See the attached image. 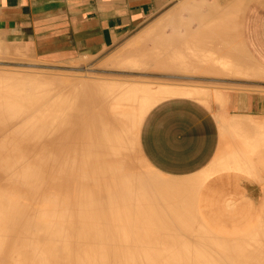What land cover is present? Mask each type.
<instances>
[{
	"label": "bare ground",
	"instance_id": "obj_1",
	"mask_svg": "<svg viewBox=\"0 0 264 264\" xmlns=\"http://www.w3.org/2000/svg\"><path fill=\"white\" fill-rule=\"evenodd\" d=\"M244 3L240 0L233 8L235 25ZM207 28L198 37L189 36L196 54L190 55L186 67L207 65L254 78V70L242 66L236 53L223 44H230L229 39L222 43L220 38L218 51L228 47L231 56L207 44L214 29ZM133 58L132 52L125 56L129 65L137 62ZM2 66L0 264H264V205L252 230L238 236L213 233L195 214L201 183L209 172L158 178L141 172L127 157L131 145L125 140L124 126L137 131L155 101L190 95L192 89L159 86L154 90L136 80H72L56 73L50 77L30 72L42 68L34 63H25L24 72L13 65ZM153 92H157L154 97ZM138 104L140 109L133 112ZM242 119L235 121L238 128L252 129ZM249 137L250 159L238 160L233 167L256 176L257 170L264 169L254 168L253 163H264V127L253 135L249 132ZM254 154L256 160L251 158Z\"/></svg>",
	"mask_w": 264,
	"mask_h": 264
},
{
	"label": "crops",
	"instance_id": "obj_2",
	"mask_svg": "<svg viewBox=\"0 0 264 264\" xmlns=\"http://www.w3.org/2000/svg\"><path fill=\"white\" fill-rule=\"evenodd\" d=\"M177 1L181 2L182 0H0V43H5L12 47H26L44 61H74L84 56H92L105 51L117 41L139 29L157 12L163 13L169 7L176 6L178 4ZM233 1L208 0V2H211L209 4L215 3L216 5H227L228 2H230L231 6L228 4L230 7L228 6V8L226 7L227 9L225 8V11H222L226 13L230 8L228 10L229 12H227L229 18L235 17L236 11L234 12V10H236V3L240 0ZM208 2L207 0H202V3L207 6ZM232 2L233 4L235 3V6ZM193 7L194 6H185V10L189 12L186 21L192 18H194V21L200 18L202 19L203 17L206 19V21L204 18L202 19L203 21L201 19L197 21L198 30L196 32L189 33L187 39L185 38L181 43L179 41L174 45V41L164 38L162 40L156 39V36L159 35L158 31L161 26L158 25V23L155 27L145 29L142 33V39L153 41V45L148 49L143 48V51L140 53L132 52V56L134 57L133 60L137 62L131 66L142 65L143 67H147L153 61L156 66L173 68L177 72L202 71L218 74H221V72L229 75L232 74L231 71L229 72L207 65L203 67H186V61L189 57L191 58L190 55L196 54L195 51L190 48L192 38L195 35L198 37L203 31L202 28L206 30L207 25H209L210 27L207 29H214H212L213 32H211L212 30H208L211 32L210 36L208 35L206 38L208 45L216 46L213 49L218 51L219 45H221L219 42H221V40L222 43L224 41L228 42L226 40L229 39L231 42H229L230 44H223L225 46L228 45L230 47L229 50L231 49V52L236 53L235 47L231 44L234 45V43H232L234 41L232 40L238 38L248 58L252 62L255 61L258 67L264 69V65L254 60L240 40L238 32L239 23L235 25V20H232V18L227 19L228 15L227 17L220 15L221 18H225L224 20L222 18L223 21H220V17H218V13H216L219 10L216 11L215 8L210 9L212 14L215 12V15L207 16V12L203 13V11ZM173 11L166 14L163 21L164 23H169L170 25L176 24V26L179 27L188 25L185 21L183 22L175 11ZM231 11L232 13H230ZM241 12L242 10L240 14ZM172 18L174 19L172 20ZM196 18L198 19L195 20ZM207 19H211L210 22ZM226 19L229 22L226 23ZM168 20L170 22H168ZM204 21L205 23H203ZM211 21L213 24L210 25L209 23H211ZM221 22L226 23V25H222ZM184 23L186 24L184 25ZM216 24L220 26L218 29ZM213 25L214 27H211ZM223 26H229L228 29H231V32H229L231 35L227 32V27L225 28L226 32L221 31L224 30ZM200 28L202 31H200ZM217 30L221 32H216ZM208 31L203 32V34H208ZM189 36L193 37L191 38ZM138 37H141V35ZM171 43L173 44L171 45ZM223 49H225L226 53L230 56L233 54L229 53L228 47ZM232 49L234 51H232ZM14 51L17 50L13 49V51L10 52L13 53ZM220 51L218 52L220 53ZM233 58L236 59L235 57ZM143 59L147 60L146 64L141 62ZM162 76L178 77L181 75L168 74ZM182 86L184 87V85ZM187 89H192L190 95H171L161 101L155 102L145 112L140 126H138L137 145L141 155L155 170L174 177L189 176L192 174L196 175L203 171L209 172L210 174L212 170L219 169L239 170L233 167L236 162L238 160L244 161L250 159L249 153H252L250 152V147H248V142H250L249 138H251L249 137V132L250 135H253V131H256L259 127H264V92L231 90L226 94V98L224 97L225 101L223 107L219 109L213 106H207L200 100L192 97L202 96L204 92L193 89L192 87H187ZM218 98L223 100L221 94H218ZM239 118L240 120L241 118H245L242 119V123H246V121L248 123L249 121L250 125L248 127L252 129L249 128L250 130H246L248 131L246 133V131L244 132L245 125L238 128L235 121ZM243 120H245V122ZM236 134H239V136L243 134L244 140L241 139L243 148H235L228 153L223 152L219 155L221 139H223V137H229V140H233L237 137ZM253 163L255 164L258 162ZM208 166L209 168H206ZM246 176L247 177L239 176L238 178H256L257 180L260 178L258 175L252 176L248 173ZM250 184L253 185L251 191H255L259 188L256 182H250ZM202 189L203 187L199 190L197 198L205 196L207 190L206 188H204V190ZM254 193L255 192H253V194ZM244 201L247 210H261L262 214L264 187H262V197L259 201H255L254 198ZM200 218L211 232L219 235L238 236L248 232L246 231L233 235L223 234L217 229L214 230V228L217 227L216 224L212 226L208 224L204 218ZM215 218L224 222L222 224L227 228L231 226L232 228L239 229L238 227L241 226V219L244 220V218L247 217L236 212L233 215ZM255 224L256 223H254V225Z\"/></svg>",
	"mask_w": 264,
	"mask_h": 264
},
{
	"label": "rangeland",
	"instance_id": "obj_3",
	"mask_svg": "<svg viewBox=\"0 0 264 264\" xmlns=\"http://www.w3.org/2000/svg\"><path fill=\"white\" fill-rule=\"evenodd\" d=\"M177 2L178 4L176 6L169 7L165 12L163 13L157 12L153 17L147 20L139 29L125 36L123 39L117 41L113 46L107 48L105 51H102L92 56H84L74 61H66V62L44 61L38 58L31 50L27 49L26 47H20V46L12 47L5 43H0V64L2 63L0 65V68L2 65L5 66L8 65V67L13 65L11 66L12 68L16 67L18 71L24 72L22 71L23 70L22 66H25V63L26 64L34 63L35 65H39L42 68L31 69L34 71H30V72L44 76H50V77L54 75L52 73H56L61 77L69 78L72 80L81 79L84 77H85L84 79L88 78L89 80L99 79L102 77L104 81L107 82L116 81V83H123V82L126 83L124 79L136 80L139 81L140 83L147 82L148 87H151L154 90L159 86L181 88L183 87L182 85H184L183 88L185 89H187V87H192L193 89H197L201 92H204L202 96H192L193 98L200 100L207 106H213L219 109L223 107L226 94L231 90L264 92V69L258 67L254 62H252L248 58L238 38H235L233 42L234 47H236L234 48L235 52L237 51L236 52L237 60L241 62L242 66L246 68H250V70H254V72L257 75L252 79H248V78L244 79V76L241 75L240 76L236 74L229 75L222 72L221 74L202 72V71H196V72L188 71L185 73L177 72L173 68H162L161 66H156V64L153 61L147 67H143L142 65H138V66L129 65L128 61L125 59V56L127 54L131 52L140 53L141 51H143V48L148 49L151 48L153 45L152 43L153 41L142 39L143 38L142 33L144 32L145 29L155 27V25L158 23V25L161 26L159 31L156 29L159 32V35L156 36V39L162 40L164 38L167 40H171L174 41L173 43L174 45H176L175 43L179 41L181 43L183 39L185 38L187 39L188 37L187 35L189 33L196 31L198 29L197 21H194L193 19L186 21L185 18H187L188 12L183 9L185 8L184 6H194L197 10L207 12L206 13L207 16L209 15L214 16L215 13L212 14V12H210V9H213L215 7L216 11L219 10L220 12H222L225 10H221V9L226 8L227 5L230 3L228 2L227 5H216L215 3H213L211 5L209 4L211 2H208L207 0L208 2V6H207L204 3H202V0H182L181 2L180 1ZM262 2H264V0H248V1L246 0V4L244 3L245 5H243V10L240 14L241 17L239 21L238 32H239V38L243 42L245 48H247L249 54L254 58V60L264 65V3ZM173 10L175 11L176 14L180 16V18L183 21H185L187 24L189 23L188 25L184 26V29L183 26L179 27L176 26V24L170 25L169 23L166 24L163 22L166 17V14ZM224 15L227 16V13H224ZM173 19L174 18H172V20ZM168 22L170 21L168 20ZM139 35H141V37H138ZM173 43H171V45ZM13 49L20 51L19 52L14 51L13 53L15 54H13L11 53ZM45 65L74 67V68H77V66L78 67L85 66V67H90L91 69H87V70L85 69L86 71L84 69L55 70L54 68L51 69L48 67H44ZM5 66H2V69ZM25 70H29V69H25ZM132 70L142 72V74L132 75V76L131 74H128L129 75L128 76L127 73H125L127 71L131 72ZM168 74H177L181 76L178 77L162 76ZM110 78L113 80L110 81ZM118 79L124 81L121 82ZM156 93L157 92H153V95L151 94V96L152 97H154V95L156 96ZM218 94H221L223 96V100L218 98ZM170 96L171 95L165 96L163 98L158 99L155 102L161 101L164 98ZM139 109L140 106L138 104L133 109V112L136 111L138 112ZM220 123H221V119H220ZM132 130L133 129L131 126H128L127 129L124 126V131L126 132L124 134L125 140L128 141L131 145L129 155H127V157L129 156V159L135 160V163H137L136 165L139 168V170L145 174H149L151 176L164 178V179H176L177 177L165 175L155 170L145 161L137 145L139 127L135 132H133ZM236 135L237 137H235L233 140L232 139L229 140V137H223V139H221L222 141H221L219 155L222 154L223 152L228 153L235 148H240V149L243 148L241 141V139H243V134H241L240 136L239 134ZM252 158L256 160L257 155L256 154L252 155ZM262 166H264V163L262 162L260 163L259 161L258 163H255L254 168L257 169L259 167L258 169H260V167ZM206 168H209V166ZM244 171L245 170H235V169L212 170V172L205 179V181L203 180L204 183H201L202 184L201 187H203L202 190L206 188L207 191L204 197L197 198V202L195 203V208H196L195 214L197 216L204 218V220L208 224H211L212 226L216 224L217 227L214 228V230L217 229L223 234L233 235V234L243 233L252 230L254 223L260 222L257 221L258 219L260 220L259 215L261 214V210H257V209L247 210L245 208L246 204L244 200L254 198L255 201H259L262 197V187H264V181H259L256 178L239 179L238 178L239 176L247 177L246 176L247 172ZM259 171L260 172L264 171V169L261 168V170H257L258 174H260V177L264 178V174H262L264 172L260 173ZM189 176H183V178ZM250 182L258 183L259 188L256 189L255 191H251L253 185L250 184ZM253 192L255 193L253 194ZM236 212L240 213V215H244V217H247L244 218V220L241 219V226L238 227L239 229L232 228L231 226H228L227 228L222 224L224 222H222L220 219L217 220L215 218L219 216L233 215Z\"/></svg>",
	"mask_w": 264,
	"mask_h": 264
},
{
	"label": "water",
	"instance_id": "obj_4",
	"mask_svg": "<svg viewBox=\"0 0 264 264\" xmlns=\"http://www.w3.org/2000/svg\"><path fill=\"white\" fill-rule=\"evenodd\" d=\"M37 66H39V65H37ZM45 67H48V68H57V69H70V67H63V66H45ZM84 68L85 67H77V68H71V69L83 70Z\"/></svg>",
	"mask_w": 264,
	"mask_h": 264
}]
</instances>
